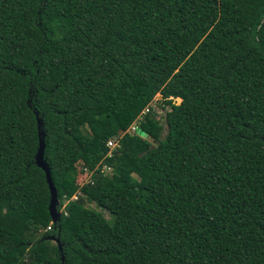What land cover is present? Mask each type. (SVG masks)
<instances>
[{"label": "trees", "instance_id": "trees-1", "mask_svg": "<svg viewBox=\"0 0 264 264\" xmlns=\"http://www.w3.org/2000/svg\"><path fill=\"white\" fill-rule=\"evenodd\" d=\"M0 264H264V0H0Z\"/></svg>", "mask_w": 264, "mask_h": 264}, {"label": "rangeland", "instance_id": "rangeland-1", "mask_svg": "<svg viewBox=\"0 0 264 264\" xmlns=\"http://www.w3.org/2000/svg\"><path fill=\"white\" fill-rule=\"evenodd\" d=\"M173 100L177 103L180 101V98L175 97V98H173ZM150 106L152 107V110L155 113V118L159 121V124H161L163 126L161 133L164 135L165 131H166L165 118L169 115L171 107H170V105H168L167 103L164 102L161 94H158V95L156 94L154 96L153 100L150 102ZM146 110H147V108H145L143 112H145ZM141 118H142V114L129 127V129L127 130L129 133H134L137 130L138 125H139V121L141 120ZM149 139L151 140V138H149ZM116 145H117V143H115L114 146H111L110 148H114ZM103 169H106V172L110 173L109 168L103 167ZM88 179H89L88 173H79L78 181L80 184L87 181ZM84 205L100 212L106 220H110L109 214L106 211L98 208L94 203L86 201L84 203ZM58 210H60V209H58Z\"/></svg>", "mask_w": 264, "mask_h": 264}, {"label": "water", "instance_id": "water-1", "mask_svg": "<svg viewBox=\"0 0 264 264\" xmlns=\"http://www.w3.org/2000/svg\"><path fill=\"white\" fill-rule=\"evenodd\" d=\"M140 132L141 134L144 133L143 131H140ZM43 149H44V140H43V136H40L39 145H38V149H37L36 156H35L36 163L40 167H42L45 172L46 181L48 183V187L50 191V200H48L47 209H48L50 218L54 219L58 215V211L56 210V203L58 200V195H57L56 186L52 180L50 169L47 163L45 162V160L43 159Z\"/></svg>", "mask_w": 264, "mask_h": 264}, {"label": "built area", "instance_id": "built-area-1", "mask_svg": "<svg viewBox=\"0 0 264 264\" xmlns=\"http://www.w3.org/2000/svg\"><path fill=\"white\" fill-rule=\"evenodd\" d=\"M115 143H117L115 139H110L107 141V146H109V147L114 146Z\"/></svg>", "mask_w": 264, "mask_h": 264}]
</instances>
